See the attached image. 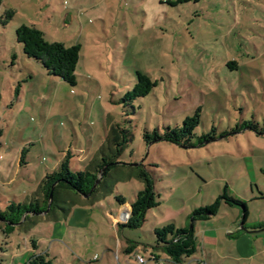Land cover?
Returning a JSON list of instances; mask_svg holds the SVG:
<instances>
[{"label": "rangeland", "instance_id": "obj_1", "mask_svg": "<svg viewBox=\"0 0 264 264\" xmlns=\"http://www.w3.org/2000/svg\"><path fill=\"white\" fill-rule=\"evenodd\" d=\"M22 25L38 29L49 43L80 46L75 86L24 55L15 35ZM137 71L156 86L146 97L125 100ZM196 113L193 142L205 135L214 141L192 149L145 144L146 131L181 127ZM114 124L129 132L118 162L143 160L160 206L141 228L116 231L112 219L129 213L127 207L119 212L116 196L129 203L142 189L134 179L118 182L102 209L97 203L73 207L79 221L43 218L7 240L0 232V264H27L37 254L51 264H140L136 255L153 251L155 225L175 220L180 226L186 213L212 206L224 191L245 204L249 223L264 221V0H2V208L4 198L28 203L31 195L23 194L41 171L68 153L73 172L87 169ZM243 124L254 130L231 134ZM218 211L219 220L237 211L242 217L239 207ZM127 241L138 251L127 254Z\"/></svg>", "mask_w": 264, "mask_h": 264}, {"label": "trees", "instance_id": "obj_2", "mask_svg": "<svg viewBox=\"0 0 264 264\" xmlns=\"http://www.w3.org/2000/svg\"><path fill=\"white\" fill-rule=\"evenodd\" d=\"M189 1L178 0L180 3ZM1 2L2 0H0V5ZM12 15V12L7 13L6 19H11ZM15 35L27 58L38 62L49 75L60 79L69 86L76 85L75 67L80 57V46L65 47L61 43H49L44 39L43 33L33 26L22 25L18 27ZM136 76V83L132 91L125 95V100L146 97L156 86V82H153L148 75L137 71ZM199 121L200 116L196 113L194 116L186 118L181 127L166 128L163 133L157 129L151 133L146 131L143 140L146 145L162 142L184 149L202 147L204 144L214 141L215 137L205 135L197 138L196 143L193 142L194 131L199 125ZM245 127L254 130L250 124H243L236 127L231 134H238ZM1 134L0 128V136ZM128 144L129 132L125 127L114 124L109 127L105 143L98 152L97 158L90 163L87 169L73 172L70 167L71 156L68 153L59 164L57 171L47 174L42 179L37 195L31 198L28 203L9 202L4 208L0 206V232L4 239L10 238L17 230L21 231L26 227L36 225L43 218L54 222L66 221L73 207L93 206L113 194L114 185L118 182L133 179L141 183L142 189L130 204L126 224H121L119 227L130 230L141 228L146 222V214L150 210L158 208L160 201L154 188L151 173L146 169L143 162L138 165H125L118 162ZM22 161L23 154L20 163ZM118 168L121 170H117ZM102 169H104L102 177L96 187L92 189L98 173ZM114 171L115 173H113ZM53 185L52 202L47 214L43 215L47 209ZM116 201L119 206L126 203L120 195L116 196ZM222 203L229 207H239L242 212V222L246 220L248 213L245 204L224 191L212 206L192 210L188 216L189 227L176 228L174 224L155 227L153 230L155 244L151 247L153 252L163 253L174 264H181L184 259L190 258L196 252L198 245L194 224L210 220L216 215L218 207ZM127 244V254L136 251V243L127 241ZM32 247L33 250H37L36 241H32ZM153 259L156 258L152 255L149 260ZM149 260L145 259L144 264ZM27 264L51 263H45L43 256L37 254L33 255Z\"/></svg>", "mask_w": 264, "mask_h": 264}, {"label": "crops", "instance_id": "obj_3", "mask_svg": "<svg viewBox=\"0 0 264 264\" xmlns=\"http://www.w3.org/2000/svg\"><path fill=\"white\" fill-rule=\"evenodd\" d=\"M97 156L98 153L94 160ZM61 162H58L56 166L51 165L52 168L49 169V172L41 171L37 179V185L35 187L32 185L30 191L24 193L23 197L26 196V198H29L31 195L30 198H33L36 196L42 179L47 174H51V172L57 170ZM19 165H21V163ZM29 182L32 181L29 180ZM19 185L21 186L22 184L20 183ZM262 197H264V195H262ZM17 199L18 197H12L13 201L17 202ZM3 200H5V204L9 203L8 199L6 200V198H4ZM101 203V201L98 202L96 206L101 208ZM130 204L131 202H126L124 205H121L119 212L122 211L124 207L130 209ZM221 205L229 207L223 203ZM221 205L218 209H221ZM0 206L2 207L1 203ZM94 207L90 208V213ZM111 210L112 207L109 209V213H111ZM219 212L220 211L217 210L216 216L214 215L208 221L197 222L194 224V232L198 244L197 250L190 258L184 259L181 264H264V221L259 219V221L249 223L246 218V220L242 222V217L240 218V211H237L233 219L231 217L229 218V216L225 214L224 219L219 220L216 218ZM190 213L185 214V221L181 223L180 226L177 225L175 220H169L167 223H164L163 225H155V227L167 224H174L176 228L187 227L186 225ZM112 216L115 217L114 215ZM117 218L118 216L115 219H112L115 230L117 229L116 226H119L116 222ZM68 219H75L76 221H79L80 218L77 214H75V212L71 211L66 221ZM242 228L244 230H242ZM119 247L122 248L120 242ZM138 249L139 248H137L136 251H138ZM145 255L147 257L145 259L147 260H149L152 255L156 258L153 259L154 261L149 260L148 262L150 264H160V262L174 264L161 252L154 253L153 251L146 250Z\"/></svg>", "mask_w": 264, "mask_h": 264}, {"label": "water", "instance_id": "obj_4", "mask_svg": "<svg viewBox=\"0 0 264 264\" xmlns=\"http://www.w3.org/2000/svg\"><path fill=\"white\" fill-rule=\"evenodd\" d=\"M142 162H143V160L141 162L137 163V164H134V165H138V164H140ZM103 171H104V169H102V170L99 171L98 176H97V179H96V181H95L92 189H94L96 187V185L99 183V181H100V179L102 177ZM53 189H54V185L51 188V192H50L49 199H48V206H47L46 211L43 213V215L44 214H47V212H48V210L50 208V205H51V202H52V192H53ZM242 230H244V229L242 228Z\"/></svg>", "mask_w": 264, "mask_h": 264}, {"label": "built area", "instance_id": "obj_5", "mask_svg": "<svg viewBox=\"0 0 264 264\" xmlns=\"http://www.w3.org/2000/svg\"><path fill=\"white\" fill-rule=\"evenodd\" d=\"M121 215L122 216L118 217L120 219V221H121V224H126L128 216H129V213L128 214L127 213H124V214L122 213ZM136 259H137V261L140 264H144L145 263V259L143 257H141V256H136Z\"/></svg>", "mask_w": 264, "mask_h": 264}]
</instances>
